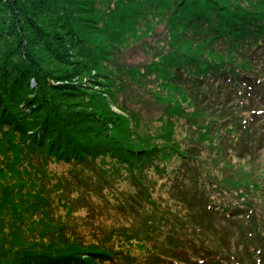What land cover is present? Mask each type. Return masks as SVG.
I'll return each mask as SVG.
<instances>
[{
    "label": "trees",
    "instance_id": "obj_1",
    "mask_svg": "<svg viewBox=\"0 0 264 264\" xmlns=\"http://www.w3.org/2000/svg\"><path fill=\"white\" fill-rule=\"evenodd\" d=\"M93 71L103 92L52 83ZM256 99L264 0H0V264H242L211 252L233 217L264 264V167L221 168L252 145ZM107 189L146 216L88 238L76 213Z\"/></svg>",
    "mask_w": 264,
    "mask_h": 264
},
{
    "label": "rangeland",
    "instance_id": "obj_2",
    "mask_svg": "<svg viewBox=\"0 0 264 264\" xmlns=\"http://www.w3.org/2000/svg\"><path fill=\"white\" fill-rule=\"evenodd\" d=\"M164 26H161V29ZM135 57L143 59L145 58L143 56V53L140 51H134ZM139 60V59H138ZM77 69V68H76ZM32 83L35 86V80L33 79ZM53 84L57 85L58 83L66 84H81L83 88L90 90V91H98L103 92L102 87L100 84V79L95 77V72L91 75L87 74L86 76H74L69 79L64 80H58V81H52ZM262 91V90H261ZM256 105L253 107V110L256 112L253 116V122H254V135L252 137V145L248 144L247 142L244 143V148L241 147L240 149H237L234 153V155L230 156L228 158V162L230 166L236 165V164H242L244 166L245 170H252L254 166H260V164L264 167V100L256 99ZM113 110L116 112H119V109L116 107H113ZM144 124V123H142ZM142 127V125H141ZM180 130V127H179ZM247 137L242 136V140L250 141L246 139ZM242 144V143H241ZM168 167L170 165V162L167 163ZM68 167V165H65ZM64 166V167H65ZM172 165H170L171 167ZM65 167V168H67ZM233 167V166H232ZM222 170H233L236 169L233 168H226L225 165H222ZM69 169H67L68 172ZM233 171H231L233 173ZM248 172V171H245ZM127 172L125 173V170L122 171L120 178H115L112 180V184L114 186V190H104V196L105 198L99 199V196L96 195V197H93V206L90 209L84 208L81 211L76 213V230L81 234L87 236L88 238H91L95 235V232H99L100 229L107 228L111 229L114 227L121 226L125 224L126 226L129 225L131 228L133 226V229H139L142 219L141 217L146 216L145 212H143L141 215L138 213L139 218H135L131 216L132 214L128 212V210L120 208H114L116 204L114 203L116 199L111 198V196L118 195L119 191H127L130 190V182L128 181V178L126 177ZM168 179V176L162 177L161 180L158 181V185L156 186L157 190L162 189L164 192H169L168 189V182L166 183V180ZM102 185V183L98 181H94L91 185L92 187L96 189L98 185ZM133 185V182H131ZM111 191V196H110ZM160 192H158L159 194ZM169 194V193H168ZM116 198V197H115ZM254 201L257 203V207H259V216L261 217L264 213V202H261L258 200V198H254ZM118 202V199L116 200ZM205 212V215H203L202 212ZM152 212V211H150ZM201 211L197 213L198 215L206 220V216H208L211 212H209L208 209L203 208L201 214H199ZM215 215V214H214ZM236 217H233V220L230 221V219H219L217 220L216 224H218L217 229L221 230L223 232H227L229 237L231 238V241H228V246L230 248H211L212 253L217 252H224V254L227 256V258H230V255H236L238 260H242V264H255L253 263V259L256 258V248H253L249 246V244L254 241H244L241 243L239 242L238 238V232H239V221L238 224L235 223ZM207 221V220H206ZM83 224H87V226H83ZM82 225V226H81ZM100 228V229H99ZM96 236V235H95ZM264 236V234H263ZM97 237V236H96ZM253 238L258 242L262 238V234L258 232L253 233ZM208 243V242H207ZM262 244V243H261ZM136 246H131L130 250L132 251L133 256H138L139 251L136 249ZM198 251H203L196 253V257L198 259L203 260L202 261H196L192 264H214L213 262H208L204 259L205 256L209 253L208 248H195ZM164 252V251H163ZM167 253V252H166ZM206 253V255H205ZM229 256V257H228ZM86 257V256H85ZM200 257V258H199ZM236 259V260H237ZM123 264V263H120ZM137 264V263H136Z\"/></svg>",
    "mask_w": 264,
    "mask_h": 264
}]
</instances>
